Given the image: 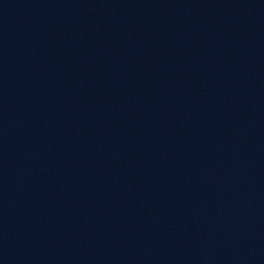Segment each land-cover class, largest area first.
Here are the masks:
<instances>
[{
  "label": "water",
  "instance_id": "1",
  "mask_svg": "<svg viewBox=\"0 0 264 264\" xmlns=\"http://www.w3.org/2000/svg\"><path fill=\"white\" fill-rule=\"evenodd\" d=\"M0 264H264V0H0Z\"/></svg>",
  "mask_w": 264,
  "mask_h": 264
}]
</instances>
